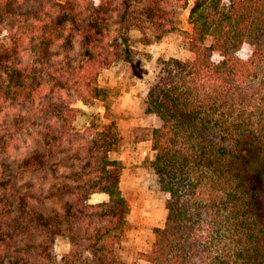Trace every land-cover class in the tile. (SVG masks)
Returning a JSON list of instances; mask_svg holds the SVG:
<instances>
[{"label": "trees", "instance_id": "1", "mask_svg": "<svg viewBox=\"0 0 264 264\" xmlns=\"http://www.w3.org/2000/svg\"><path fill=\"white\" fill-rule=\"evenodd\" d=\"M19 1L0 0V19ZM117 1L57 4L26 31L0 29V264H264V0L181 5L189 56L161 59L145 98L162 120L150 166L167 218L132 262L118 253L131 211L110 157L119 124L95 114L77 130L74 101L110 108L99 76L121 54L117 12L119 24L153 27L172 11L167 0ZM59 235L71 248L58 260Z\"/></svg>", "mask_w": 264, "mask_h": 264}, {"label": "rangeland", "instance_id": "2", "mask_svg": "<svg viewBox=\"0 0 264 264\" xmlns=\"http://www.w3.org/2000/svg\"><path fill=\"white\" fill-rule=\"evenodd\" d=\"M73 1L76 2L20 0L13 15L1 17L2 34L7 38L11 33L26 31L35 19L44 18L47 14L53 15L57 4L69 5ZM128 1L118 0L116 5L123 10ZM130 1L134 5L141 3ZM167 1H171L172 13L167 15V22L161 26L152 27L148 23H144L145 26L119 24L118 12L114 22L110 24L112 42L118 44L121 54L99 76L100 85L111 89L109 110L106 112V108L99 101L88 104L80 100L74 101V106L81 109L75 122L77 130H84L95 114L99 115L101 124L112 120L119 124L122 141L119 148L110 153V157L119 162L120 185L131 208L118 248L119 255L128 262L134 261L139 252L151 248L155 240V228L162 227L167 218V194L161 189L158 175L150 166V161L155 156L150 139L151 132L153 128L162 125V120L157 114L145 111V98L149 87L158 80L161 59H185L189 56L188 44L179 29L192 28L188 20L189 7L181 6L185 0ZM189 1L190 4L193 2ZM133 15L136 19L141 17L136 13ZM118 29L122 30L121 34L117 33ZM120 37L129 44V50L126 49L124 39ZM76 41V50L81 52L80 39L77 38ZM107 198V194H94L90 201L98 202ZM70 248L71 243L66 235L56 237L54 249L58 260ZM139 263L147 264L142 260Z\"/></svg>", "mask_w": 264, "mask_h": 264}]
</instances>
